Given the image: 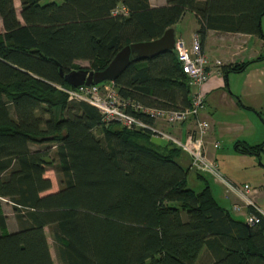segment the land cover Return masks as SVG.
<instances>
[{
	"label": "trees",
	"instance_id": "16d2710c",
	"mask_svg": "<svg viewBox=\"0 0 264 264\" xmlns=\"http://www.w3.org/2000/svg\"><path fill=\"white\" fill-rule=\"evenodd\" d=\"M21 2L20 17L14 0H0V264H55L47 226L62 264H197L204 247L208 264H264V216L252 224L237 218L208 181L189 186L181 147L153 142L146 129L105 123L96 106L57 87L74 86L61 69L79 67L76 60L102 69L124 46L162 36L187 11L201 39L209 30L264 37V0ZM121 7L127 11L115 12ZM253 60L221 71H244ZM114 80L124 97L144 104L192 103L175 48L133 59ZM236 147L260 155L264 141ZM54 161L61 186L46 192ZM2 197L13 201V231Z\"/></svg>",
	"mask_w": 264,
	"mask_h": 264
},
{
	"label": "crops",
	"instance_id": "0c3cea01",
	"mask_svg": "<svg viewBox=\"0 0 264 264\" xmlns=\"http://www.w3.org/2000/svg\"><path fill=\"white\" fill-rule=\"evenodd\" d=\"M150 1L152 5H160L164 4L165 0L163 2ZM14 2L19 16L21 17L22 2L21 0H14ZM195 19L196 23L193 25L190 35L185 36L181 34L177 36L176 32V36L185 38L188 44H191L194 33L198 32L199 23L196 16ZM175 26L176 24L174 27ZM3 30L4 25L0 16V32ZM258 36L259 35L244 32L209 30L205 38L202 39V48L211 60L210 68L213 72L201 88L203 94L206 95V105L201 114L204 118L210 120L212 124L208 135V149L210 153L216 157L218 162L220 160L223 162L225 159L232 158L236 161L240 160L245 164H252L253 166L258 164V155L256 153H243L238 151L236 142L243 141L249 144H257L264 141V115L260 110L264 108V68H262L260 72H256L258 67H255L251 70L247 68L241 72L231 71L228 74H224L221 71V65L216 63L218 59H220L223 64L243 62L255 58L257 60L258 57L263 56L264 53L259 51L255 44L253 46L249 44ZM259 37H261V43L264 47V37ZM256 42L257 40H255V43ZM252 62H254V60ZM251 65L252 63L249 67ZM155 123L183 139L193 126L192 121L168 124L162 120H157ZM214 140L220 141L219 147H214ZM183 158L187 164L190 163V157L187 154H184ZM226 161L227 160H225V162ZM226 172L228 174L224 173L235 180L234 177H236V175L232 170ZM194 175L197 178V183L194 188L201 189L206 184V181H208L217 201L221 205L230 208L233 214L234 212L238 214H234L237 218L246 220V209H242L241 211H234L232 209L233 203L238 201L236 196L228 194L224 188L218 189V187H215L214 182L211 184V180L207 179L206 176V178L200 176L198 172L193 169H191L188 174V182ZM237 180H240L239 182H253L243 180L242 177ZM263 185L264 184L256 185V192L254 194L256 201L262 208V197L264 194V192H262Z\"/></svg>",
	"mask_w": 264,
	"mask_h": 264
},
{
	"label": "built area",
	"instance_id": "2783aa9c",
	"mask_svg": "<svg viewBox=\"0 0 264 264\" xmlns=\"http://www.w3.org/2000/svg\"><path fill=\"white\" fill-rule=\"evenodd\" d=\"M118 10L127 11L125 7L117 8L115 12ZM174 48L192 86L193 99L189 106L174 108L149 105L124 97L114 79L73 87L57 84V87L64 90L71 101L84 100L96 106L105 123L116 121L128 128L146 129L152 136L166 138L181 147L189 155L190 167L193 170L213 176L216 181L225 186L228 194L238 198V201L232 205L234 211L246 209V220L251 224L258 222L264 216V208L254 197L256 187L250 182H239L224 174L216 157L208 149V135L212 124L201 114L206 105V95L201 88L213 70L210 68L211 60L202 48L199 32L194 33L191 44H188L184 38L177 37ZM216 63L223 64L220 59L216 60ZM138 112L145 114L151 120L138 115ZM157 120L168 124L192 121L193 126L183 139L158 126L155 123ZM213 144L217 148L220 146V141L214 140Z\"/></svg>",
	"mask_w": 264,
	"mask_h": 264
},
{
	"label": "rangeland",
	"instance_id": "374dc122",
	"mask_svg": "<svg viewBox=\"0 0 264 264\" xmlns=\"http://www.w3.org/2000/svg\"><path fill=\"white\" fill-rule=\"evenodd\" d=\"M154 1L155 2H161V1L163 2L164 0H154ZM166 2H167V0L164 1V3H166ZM195 23H196V19H195L194 13L191 11H187L184 14L183 18L176 23L175 27H176L177 36H180L181 34H183L185 36L190 35L192 32L193 25ZM262 29H263V33H264V16L262 17ZM260 38L261 37H259V36L255 37L253 39V41L251 42V44H249V45L253 46L255 44L256 48L259 51H262L264 53V47L262 46ZM255 40H257L256 43H255ZM263 56H264V54H263ZM75 62L77 65H79V67H85V68H89V69L92 68V63L89 60L78 59ZM251 63H252V65L250 67H248V70H251L252 68L258 67L256 69V72H260V70L262 68H264V57L258 58L257 60H254V62H251ZM79 67H75V68H79ZM260 110L263 112V115H264V108H262ZM45 145H46L45 143L44 144L32 143L33 148H38V147L45 146ZM257 158H258L257 159L258 164L254 165V166L252 164H245L240 160L236 161L232 158L225 159V160H227L226 162H225V160L223 162H222V160H220L219 162L217 160V162H218L219 166L221 165L220 169L223 173L224 172L227 173L226 171L232 170L236 175V177H234L236 181H240L237 179H240V177H242L243 180L253 181L254 183L253 182H250V183H252L256 187V185L264 184V150L262 151V153L260 155H258ZM45 174L47 176L51 177L52 182H53L52 187L49 190H47L46 192L59 189L61 186V183H60L61 174H60V170H59V167H58L56 161L48 164ZM205 175H206L207 179L211 180V182H212L211 184H213V182H214L215 187H218V189L224 188L226 191L225 186L220 183L223 186L222 187L219 184V182L213 178V176H211L209 174H205ZM196 183H197V178L194 175V177H191L189 179V186L194 188ZM195 189L199 190L200 188H195ZM262 190H263L262 192H264V185H263ZM262 202H263L262 206L264 208V194L262 197ZM2 204H3V210L7 214L9 230L13 231V230L19 228V222H18V219L16 217V213H15L14 208H13V201H11L7 197H2ZM234 214L238 215L235 212H234ZM46 233L48 236L50 249H51V252H52V255L54 258V263L55 264H62V262L58 256L57 244L54 240L53 233H52L50 226L46 227ZM211 260H212L211 254L209 253L207 248L204 247L202 250V253L200 255V258L197 260V264H208L211 262Z\"/></svg>",
	"mask_w": 264,
	"mask_h": 264
},
{
	"label": "water",
	"instance_id": "95a60500",
	"mask_svg": "<svg viewBox=\"0 0 264 264\" xmlns=\"http://www.w3.org/2000/svg\"><path fill=\"white\" fill-rule=\"evenodd\" d=\"M176 30L170 26L164 34L158 38L127 44L113 59L102 69H89L85 67L73 68L68 72L61 69L64 77L74 86L91 84L108 79H115L136 58H147L167 49H174L176 42ZM151 140L157 144L166 145L168 140L153 135Z\"/></svg>",
	"mask_w": 264,
	"mask_h": 264
}]
</instances>
